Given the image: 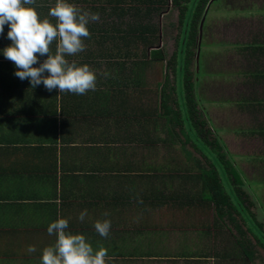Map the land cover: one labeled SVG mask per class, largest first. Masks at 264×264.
<instances>
[{"label": "trees", "instance_id": "1", "mask_svg": "<svg viewBox=\"0 0 264 264\" xmlns=\"http://www.w3.org/2000/svg\"><path fill=\"white\" fill-rule=\"evenodd\" d=\"M213 1L68 0L82 10L98 13L99 19L88 24L91 35L84 40L85 50L66 59L77 65L87 64L92 70L98 69L97 81L105 88L104 92L94 93L95 97L103 94L115 110L119 106L136 109L135 119L129 120L133 123L131 137L134 142L143 141L144 146H151L153 159L161 157L160 160L168 162L169 166L176 162L182 166L179 169L182 195L173 207L187 210L190 215L199 210L203 218L201 223L207 226L206 236L213 229H222L221 233L215 234L216 239L225 241L222 256L252 260L259 258L256 246L264 254V221L258 222L254 212L248 210L256 206L253 198L249 199L250 186L259 185V180L258 183L249 182L243 178L224 141L210 125L195 86L197 78L194 74L199 72L201 47L209 40L205 36L204 22ZM55 2L36 0L31 7L36 8L41 19L47 18L55 24V18L48 15ZM262 8L264 15V5ZM170 10L177 13L178 34L174 37V52L166 59L160 44L164 29L161 16ZM169 27L173 28V25ZM8 31L6 24L0 34V97L14 103L19 100L27 102L23 105L26 111L40 117V131L46 128L47 119L56 114L57 106L69 112L75 108L79 110L81 95L60 93L57 89L49 92L42 83L33 88L28 79L15 76L18 69L3 54V49L12 43L7 37ZM254 36L256 38L238 47L237 54L241 57L240 67L250 71L253 81H259L261 117L264 115V30ZM214 42L215 46L220 45ZM50 47L54 54L56 42ZM45 59L47 55L39 56L40 63ZM33 66L39 67V63ZM168 71L173 75L170 86L167 85ZM103 73H108L107 77ZM85 107L90 108V105L83 103L79 110L84 118L90 114ZM256 130L263 148H259V160L264 165V119H259ZM44 140L51 141L50 146L55 142L46 135ZM187 145L191 148H186ZM18 149L23 151L16 145L0 147V157H4L0 163L10 164L8 158L13 156L15 160H11V164H15L13 161H17L21 154ZM54 149V146H41L30 150L42 157ZM42 158L39 160L44 161ZM6 168L0 169V175L12 171L10 167Z\"/></svg>", "mask_w": 264, "mask_h": 264}, {"label": "crops", "instance_id": "2", "mask_svg": "<svg viewBox=\"0 0 264 264\" xmlns=\"http://www.w3.org/2000/svg\"><path fill=\"white\" fill-rule=\"evenodd\" d=\"M226 25L221 29H230ZM104 88L97 81L94 91L80 96L79 110L89 104V116L76 108L61 112L59 105L42 131L40 117L23 107L27 102L0 97V147L23 149L15 164L13 156L10 164L0 163V169H12L0 175V264H41L43 248L56 239L47 227L58 218L67 219L66 231L84 235L94 250L106 248L107 264H255L222 256L225 241L206 236L199 210L190 215L173 207L182 195V166L153 159L151 146L134 142L129 120L136 109L115 110L103 94L95 97ZM44 135L55 142L50 146ZM41 146L56 152L42 158L30 150ZM105 219L111 229L102 237L94 223ZM29 245L36 251L29 253Z\"/></svg>", "mask_w": 264, "mask_h": 264}, {"label": "rangeland", "instance_id": "3", "mask_svg": "<svg viewBox=\"0 0 264 264\" xmlns=\"http://www.w3.org/2000/svg\"><path fill=\"white\" fill-rule=\"evenodd\" d=\"M232 2L215 0L210 4L209 14L204 22L205 27L203 26L205 36L219 42L220 45L215 46L216 43L210 40L206 41L207 45L203 42L199 72L194 74L197 78L195 86H197L200 105L206 110L211 121L210 125L224 141L228 153L242 171L243 178L249 182L258 183L259 180V185L252 184L251 192L248 193L249 199L252 197L256 204L248 210L254 212L259 222V220L264 221V184H262L264 165L259 160V148L260 150L263 148L260 145L256 126H259V119H264V115L259 117V81H253V77L248 73L250 71H244L240 67L241 57L238 56L237 49L256 38L254 35L260 30H264L262 14L264 0H232ZM176 18L175 10L165 12L161 16L164 29L160 44L164 48L166 59L175 49L174 37L178 34ZM227 23L230 29H221L226 27ZM169 25H173V28ZM167 77V85L170 86L173 84V75L170 71L167 72ZM160 81H163V77ZM225 82H229L230 86H225ZM228 99H231L230 103ZM247 132L253 133L242 136ZM186 148L191 147L187 145ZM221 230L213 229L209 235L221 233ZM256 247L259 258H255L256 261L252 262L264 264L263 251Z\"/></svg>", "mask_w": 264, "mask_h": 264}, {"label": "clouds", "instance_id": "4", "mask_svg": "<svg viewBox=\"0 0 264 264\" xmlns=\"http://www.w3.org/2000/svg\"><path fill=\"white\" fill-rule=\"evenodd\" d=\"M35 2L0 0V34L7 24V37L12 42L3 49V54L18 69L15 76L21 80L28 79L33 88L42 83L49 92L57 89L60 93L84 95L94 91L96 72L89 65H77L66 57L85 50L84 40L91 35L88 24L98 21L99 14L82 10L68 0H56L48 13L56 20L53 24L47 18H40L36 8L31 7ZM53 42H56L54 54L50 47ZM45 55L47 59L40 63L39 56ZM37 63L39 67H34ZM45 72L48 75H44ZM103 75L107 77L108 73ZM86 216L87 210H84L78 218L83 222ZM68 226L69 221L65 218H58L48 225L47 233L56 239L43 248L41 264H107L106 248L94 250L84 235L66 231ZM94 228L100 236L107 237L111 222L108 219L97 220ZM27 251L33 253L36 248L29 245Z\"/></svg>", "mask_w": 264, "mask_h": 264}]
</instances>
